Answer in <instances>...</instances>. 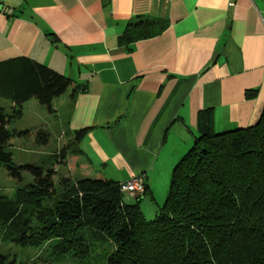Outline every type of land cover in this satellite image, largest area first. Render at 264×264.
I'll list each match as a JSON object with an SVG mask.
<instances>
[{
    "label": "crops",
    "instance_id": "0c3cea01",
    "mask_svg": "<svg viewBox=\"0 0 264 264\" xmlns=\"http://www.w3.org/2000/svg\"><path fill=\"white\" fill-rule=\"evenodd\" d=\"M140 20L166 28L119 44ZM19 57L74 81L49 112L66 115L68 140L58 149L78 145L74 171L118 183L143 176L141 200L160 207L196 137L259 120L264 0H0V62Z\"/></svg>",
    "mask_w": 264,
    "mask_h": 264
},
{
    "label": "trees",
    "instance_id": "16d2710c",
    "mask_svg": "<svg viewBox=\"0 0 264 264\" xmlns=\"http://www.w3.org/2000/svg\"><path fill=\"white\" fill-rule=\"evenodd\" d=\"M165 28L153 20L128 23L118 42L130 45ZM74 86L26 57L0 62V99L13 105L11 114L0 107V166L18 182L24 173L31 177L16 199L0 195L7 241L22 248L48 244L59 257L87 261L104 248L103 264H264V107L250 127L220 133L209 127L196 137L172 170L158 214L146 221L139 206L144 196L126 204L120 183L101 176L63 187L54 181L55 168L17 165L7 151L23 134L7 126L22 117L24 103L34 99L52 112L53 100ZM86 133L72 134V142ZM48 140L47 132L36 133L40 146ZM67 153L80 152L64 147L56 156L61 161ZM0 264L17 263L0 255Z\"/></svg>",
    "mask_w": 264,
    "mask_h": 264
},
{
    "label": "rangeland",
    "instance_id": "374dc122",
    "mask_svg": "<svg viewBox=\"0 0 264 264\" xmlns=\"http://www.w3.org/2000/svg\"><path fill=\"white\" fill-rule=\"evenodd\" d=\"M12 103L7 99H0V107L4 108L8 114L12 113ZM66 123V115L63 111L58 114H51L43 106H40L36 101L29 100L23 104L22 117L14 118L7 126L9 131H18L23 133L20 137L16 138L10 147H7V151L12 154L13 162L17 165L33 164L42 169H48L50 167L56 169V177L54 181L61 186H66L69 183L74 184L76 181L84 178H90L87 170L81 171L78 167L77 171H74L73 164H70L74 159L71 154L68 153L66 160H59V157L55 155L57 152L59 143L67 142L69 133L64 135ZM39 130H43L49 134L48 144L40 146L36 141V133ZM70 150H77L78 145L75 144L69 147ZM59 160L57 163H55ZM66 162V163H65ZM69 162V163H68ZM81 162V161H80ZM66 165H65V164ZM69 164V166H68ZM31 182V177L28 173L23 174V180L18 182L10 178L6 170L0 166V195L9 198L16 199L18 192ZM61 190V187H59ZM129 196L124 195V201L128 203ZM150 206L147 210L145 204ZM139 204L144 218L146 221H151L158 214V206L155 202H152L150 197H146L141 200ZM162 205V204H161ZM2 224V223H1ZM2 226L4 228H2ZM5 225H0V255L5 257V263L15 260L17 264H103L104 248H99L94 256L90 260L81 259L79 256L73 254H63L60 257L58 254L50 249V246L44 245L42 247H20L16 244L7 241L4 237Z\"/></svg>",
    "mask_w": 264,
    "mask_h": 264
},
{
    "label": "built area",
    "instance_id": "2783aa9c",
    "mask_svg": "<svg viewBox=\"0 0 264 264\" xmlns=\"http://www.w3.org/2000/svg\"><path fill=\"white\" fill-rule=\"evenodd\" d=\"M120 191L134 198L143 197L145 194V182L143 176L132 177L129 181L119 184Z\"/></svg>",
    "mask_w": 264,
    "mask_h": 264
}]
</instances>
